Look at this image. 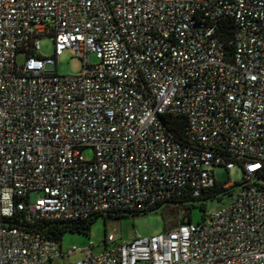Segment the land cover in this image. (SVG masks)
<instances>
[{
  "label": "built area",
  "instance_id": "2783aa9c",
  "mask_svg": "<svg viewBox=\"0 0 264 264\" xmlns=\"http://www.w3.org/2000/svg\"><path fill=\"white\" fill-rule=\"evenodd\" d=\"M237 164L201 223L79 260L37 229L200 198ZM0 264H264V0H0Z\"/></svg>",
  "mask_w": 264,
  "mask_h": 264
},
{
  "label": "rangeland",
  "instance_id": "374dc122",
  "mask_svg": "<svg viewBox=\"0 0 264 264\" xmlns=\"http://www.w3.org/2000/svg\"><path fill=\"white\" fill-rule=\"evenodd\" d=\"M40 55L42 57L54 56V44L51 39L44 38L40 41ZM26 60L24 55H18V64H23ZM92 62H96L94 56L91 57ZM82 71V60L70 52L65 51L58 57L57 72L62 76H75ZM83 155L87 159H92L94 152L91 148L83 150ZM245 173L243 167L236 165L234 169L228 171L224 166L217 168L215 172V178L219 184H226L231 182L236 184L232 187L230 192L232 193L237 189V186L243 183ZM231 195V194H230ZM230 195L227 192L221 198H215L205 202L206 210L203 212L200 208H196L192 213V222L201 223L205 218L222 207L226 206L230 201ZM176 208L171 204L164 205L159 210L152 211L146 215L130 216L128 218H119L114 221H105L103 218H98L92 225L88 234H79L67 232L63 236L61 243L65 251L71 248H78L85 250L83 253L72 258V260H79L90 255H99L105 250V246L102 244L105 241L108 234L117 232L121 235L122 239H130L136 234L141 236H154L165 231V220L167 219L168 229L172 228L174 223L180 220L181 216L174 214ZM174 214V216L172 215ZM173 217V218H172ZM178 217V218H177ZM167 229V228H166ZM91 245L95 248L92 251H87Z\"/></svg>",
  "mask_w": 264,
  "mask_h": 264
},
{
  "label": "trees",
  "instance_id": "16d2710c",
  "mask_svg": "<svg viewBox=\"0 0 264 264\" xmlns=\"http://www.w3.org/2000/svg\"><path fill=\"white\" fill-rule=\"evenodd\" d=\"M233 38V26L229 28L227 34L225 35V40L228 42ZM231 50V48H230ZM171 130L175 132V134L179 138H185V132L187 129V119L185 117L181 118H171ZM236 186V185H235ZM230 189H225L222 184L217 183L214 188L210 189L208 192L204 193L202 197L200 198H194L191 196L190 193H187L185 196L180 198V200L173 202L171 205L176 208V216H181L180 220L178 222L174 223L172 228L168 229V223L167 219L164 218L165 220V231L171 230L181 224L185 223H191L192 222V213L196 208H200L203 212L206 210L205 202L208 200H212L215 198H221L227 192L229 195L231 194ZM162 206H157L154 208H151L149 210L141 211L138 213H133L130 215H124V214H119V215H113L111 213H108L106 215H97L94 217H91L88 220L85 221H58V222H50V223H45L42 225L37 226V229L40 231L44 232L47 234V236L55 241H60L62 240L63 236L67 232H72V233H79V234H88L91 230V227L93 223L98 219V218H103L105 221H114L119 218H128L130 216H136V215H146L152 211L159 210L161 209ZM174 214L172 216H174ZM173 218V217H172ZM178 218V217H177ZM18 224V222H15ZM167 228V229H166Z\"/></svg>",
  "mask_w": 264,
  "mask_h": 264
}]
</instances>
